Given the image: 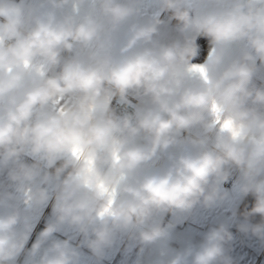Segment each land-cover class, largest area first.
Masks as SVG:
<instances>
[{"label": "clouds", "instance_id": "clouds-1", "mask_svg": "<svg viewBox=\"0 0 264 264\" xmlns=\"http://www.w3.org/2000/svg\"><path fill=\"white\" fill-rule=\"evenodd\" d=\"M264 264V0H0V264Z\"/></svg>", "mask_w": 264, "mask_h": 264}, {"label": "crops", "instance_id": "crops-1", "mask_svg": "<svg viewBox=\"0 0 264 264\" xmlns=\"http://www.w3.org/2000/svg\"><path fill=\"white\" fill-rule=\"evenodd\" d=\"M113 264H121V258L117 256L113 262Z\"/></svg>", "mask_w": 264, "mask_h": 264}]
</instances>
